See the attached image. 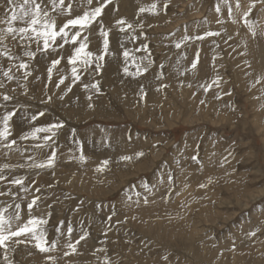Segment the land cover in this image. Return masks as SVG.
<instances>
[{
	"label": "rangeland",
	"instance_id": "1",
	"mask_svg": "<svg viewBox=\"0 0 264 264\" xmlns=\"http://www.w3.org/2000/svg\"><path fill=\"white\" fill-rule=\"evenodd\" d=\"M253 2L111 0L75 45L78 29L63 48L38 51L42 38L6 34L13 6L0 0V128L15 113L0 140V212L12 230L46 221L32 227L49 248L39 251L30 233L12 237L0 264H264V2L246 17ZM23 3L14 0L18 14ZM36 3L58 25L97 6ZM101 22L109 52L97 72ZM85 36L93 63L69 64ZM54 122L63 126L51 140H43L51 132L20 139ZM53 151L52 167L36 166Z\"/></svg>",
	"mask_w": 264,
	"mask_h": 264
},
{
	"label": "snow or ice",
	"instance_id": "2",
	"mask_svg": "<svg viewBox=\"0 0 264 264\" xmlns=\"http://www.w3.org/2000/svg\"><path fill=\"white\" fill-rule=\"evenodd\" d=\"M9 5H12L13 7L10 9L11 15L7 18V23L8 27L6 30V34H11L13 39L16 38V34L19 33L20 37L22 40L24 39H36L37 43L39 44L40 39L42 38L43 40V48L40 49L38 48V51H47L49 50L53 44H55L59 48H63L64 44L68 43V34L69 31L72 29H78L77 31L74 32V34L71 36V42L75 45L77 42L78 37L81 36V33L84 31V29L88 28L94 21H97L98 17H101L103 14V11L105 7L111 3V0H97V6L92 8L89 11H85L83 15L76 16L75 18H70L67 19L62 25H58L56 20L54 18H51L48 14L47 11H44L41 8V5L36 3V0H24V3L21 4L20 7V13L18 14L14 5V0H7ZM93 0H87L88 4H92ZM259 2H264V0H259ZM64 4V0H60V5ZM28 6L25 8V6ZM34 6V7H33ZM167 5H165L166 7ZM155 7V5H153ZM237 7H239V0H237ZM255 7V0L253 3H250L248 10L244 13V15L247 17L249 13H251L252 9ZM56 9V4L55 0H53V10ZM71 9V4L68 5V10ZM140 11H143L141 9ZM217 11H220L219 7H217ZM229 14H231V9H229ZM26 18H28L26 20ZM13 21H20L24 24H26L25 27H19V28H14L12 27V22ZM98 22V21H97ZM125 21L123 19L117 20L116 24L117 25H123ZM41 25V27L38 29L36 26ZM128 27H131V25H128ZM121 31L124 29L121 28ZM29 33H34L35 36H30L28 35ZM100 35L103 37V52L100 55L95 56V63H96V71L98 72L102 68V61L105 59V55L108 54L109 52V32L103 30V24L101 22V32ZM205 35H219V33H206ZM255 35V33H254ZM63 40L64 43H59L58 39ZM200 38L202 39L203 37H193V39ZM185 39H189V37H185ZM88 40V37L85 36L83 37L82 40L79 41V46L74 47V52L71 56L68 58V63L74 65L78 60H80L81 63L85 65V68H87L91 63H93V53L91 51H85L87 48V44L84 42ZM51 42V43H50ZM180 45L177 44V47ZM146 47V46H145ZM54 50V49H53ZM25 55L30 57V58H35V53L32 51H27L25 52ZM125 58L128 56V52L125 51L123 53ZM11 58V57H10ZM60 63L59 59L53 60L52 65L55 66ZM20 68L26 69L28 67L27 64L21 63L19 65ZM192 67H196V61H193ZM127 71V69H125ZM49 76H51L52 68L50 67L48 69ZM72 73L75 79H79V75H77V69L76 67L72 68ZM30 73L25 72V76L29 75ZM4 75L9 79H13L9 73L5 72ZM259 82V80H257ZM59 83H63V79L60 80ZM59 86V84L57 85ZM2 87V85H0ZM87 87V86H86ZM93 88H96L97 85L93 84ZM3 99L5 101L12 99V97L8 95H4ZM50 99V98H49ZM203 103V102H202ZM15 115L13 112H9L3 116V128H0V140L7 141L8 137L10 135L9 128H8V122L11 119V117ZM41 116L44 115L43 112L40 113ZM37 117L34 115L32 117V120H36ZM62 123L60 122H54L49 124L46 127H36L33 128L32 131L25 133L20 137V139H28L29 137L36 139L37 138V133H47L51 132V136L45 135L43 137V140L45 142L49 141L52 139V137L56 136L57 132L55 130H58L62 128ZM16 143V140H11L9 143L5 144V147L11 148L12 145ZM47 144H38L37 147H46ZM143 153H137V156H142ZM55 156L56 153L55 151L52 152V154L47 158L46 162L41 163L39 165H36L37 167L44 168V167H52L54 165L55 161ZM81 160L84 159L83 156L80 157ZM121 159H130V157H122ZM193 159L195 160L196 157L194 156ZM104 164H107L108 161H104ZM4 168H7L8 165H4ZM5 179L3 175H0V180ZM171 179V177H170ZM12 184L15 185H22L23 180L22 179H13L11 181ZM203 187V185H201ZM0 195H6L4 192H0ZM36 203V199H34L29 205L28 208L32 209L33 205ZM20 205H16V208L19 209ZM15 219L19 220L20 219V214L17 212L15 215ZM13 222L12 217H8L7 219L4 217L3 213L0 212V247H6L5 242L10 240L12 237H21L26 234H31L32 238L37 241L36 243V248L39 249L41 252H47L49 248L46 246L47 241L44 239V233L41 231L40 235L37 236L36 231L32 227V225L36 223H46V221H37L35 218L29 219L25 224L22 226H19L16 230H12L11 225ZM59 231V229H57ZM69 232H71V229H69ZM251 235H255V233H250ZM85 236H81L79 240H77V244L80 242V240H84ZM16 243H23L22 240L17 239L15 241ZM55 242L52 243V247L54 248ZM69 248L72 249V252L76 251V247L72 244L68 245ZM65 255H69L68 252H65ZM7 259V257H5ZM51 259V258H50Z\"/></svg>",
	"mask_w": 264,
	"mask_h": 264
},
{
	"label": "bare ground",
	"instance_id": "3",
	"mask_svg": "<svg viewBox=\"0 0 264 264\" xmlns=\"http://www.w3.org/2000/svg\"><path fill=\"white\" fill-rule=\"evenodd\" d=\"M221 26H222V25H221ZM112 56H113V55H112ZM116 58H117V57H116ZM113 59H115V58H113ZM111 60H112V58H111ZM117 61H118V60H117ZM112 62H113V61H112ZM109 65H110V64H109ZM117 76H118V75H117ZM122 76H123V75H122ZM123 78L126 79L125 76H123ZM197 81H198V80H197ZM196 83H198V82H196ZM200 83H201V82H200ZM71 113H72V112H71ZM66 145H67V144H66Z\"/></svg>",
	"mask_w": 264,
	"mask_h": 264
}]
</instances>
